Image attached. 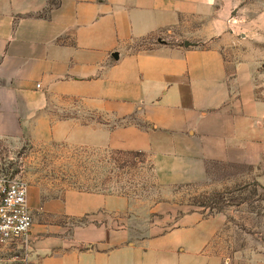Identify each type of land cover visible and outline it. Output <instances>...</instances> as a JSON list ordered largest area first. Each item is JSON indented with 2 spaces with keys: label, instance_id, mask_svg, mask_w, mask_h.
Returning <instances> with one entry per match:
<instances>
[{
  "label": "crops",
  "instance_id": "0c3cea01",
  "mask_svg": "<svg viewBox=\"0 0 264 264\" xmlns=\"http://www.w3.org/2000/svg\"><path fill=\"white\" fill-rule=\"evenodd\" d=\"M215 1L0 0V137L142 152L162 185L252 159L262 106L241 66L229 71ZM69 104L91 121L52 115ZM30 194L27 249L1 247L0 264H221L205 251L218 223L198 212L131 240L110 225L121 197Z\"/></svg>",
  "mask_w": 264,
  "mask_h": 264
},
{
  "label": "rangeland",
  "instance_id": "374dc122",
  "mask_svg": "<svg viewBox=\"0 0 264 264\" xmlns=\"http://www.w3.org/2000/svg\"><path fill=\"white\" fill-rule=\"evenodd\" d=\"M212 17L225 38L222 51L229 71L241 66L255 102L262 106L259 127L264 141V0H216ZM69 105L57 107L52 115L91 121V114L81 119L76 106ZM260 146L252 159L208 162L204 179L197 182L162 185L155 172L152 177L147 155L143 165L116 178L109 159L112 149L0 137V180L26 183L33 217L39 212L31 206L32 191L41 200L61 198L70 190L121 197L129 207L113 221L110 217V225L115 223L131 240L171 230L181 215L198 212L202 219L218 223L205 247L208 254L221 264H264V143Z\"/></svg>",
  "mask_w": 264,
  "mask_h": 264
},
{
  "label": "built area",
  "instance_id": "2783aa9c",
  "mask_svg": "<svg viewBox=\"0 0 264 264\" xmlns=\"http://www.w3.org/2000/svg\"><path fill=\"white\" fill-rule=\"evenodd\" d=\"M32 223L26 183L16 179L0 180V248L20 243L26 250Z\"/></svg>",
  "mask_w": 264,
  "mask_h": 264
},
{
  "label": "trees",
  "instance_id": "16d2710c",
  "mask_svg": "<svg viewBox=\"0 0 264 264\" xmlns=\"http://www.w3.org/2000/svg\"><path fill=\"white\" fill-rule=\"evenodd\" d=\"M146 154L137 151H121V150H112L109 159L113 164V171L115 172L116 178H121L123 175L128 174V170L136 168L137 164L143 165L145 163L144 157ZM149 170H151L152 177L154 178V167L150 163Z\"/></svg>",
  "mask_w": 264,
  "mask_h": 264
},
{
  "label": "water",
  "instance_id": "95a60500",
  "mask_svg": "<svg viewBox=\"0 0 264 264\" xmlns=\"http://www.w3.org/2000/svg\"><path fill=\"white\" fill-rule=\"evenodd\" d=\"M189 44L187 42H184V46H188ZM114 58L117 59V54H113Z\"/></svg>",
  "mask_w": 264,
  "mask_h": 264
}]
</instances>
